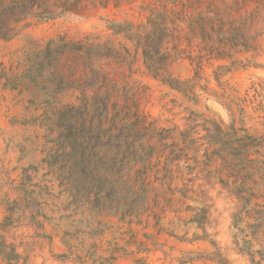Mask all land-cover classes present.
Masks as SVG:
<instances>
[{"label":"rangeland","instance_id":"obj_1","mask_svg":"<svg viewBox=\"0 0 264 264\" xmlns=\"http://www.w3.org/2000/svg\"><path fill=\"white\" fill-rule=\"evenodd\" d=\"M238 195L242 243L264 0H0V264H251Z\"/></svg>","mask_w":264,"mask_h":264},{"label":"trees","instance_id":"obj_2","mask_svg":"<svg viewBox=\"0 0 264 264\" xmlns=\"http://www.w3.org/2000/svg\"><path fill=\"white\" fill-rule=\"evenodd\" d=\"M240 201H241V207L237 212L234 213L233 218V227L235 228V232L232 235L233 238V244L237 248L239 252L245 253L251 262V264H262L264 262V242L260 243L261 238L264 239V214L260 215L258 219L254 223L250 225V228L252 231L250 233H246L243 235V241L240 243L238 241V234L243 233L241 229L237 226V219L238 215L245 211L246 213L250 211L249 207V198L244 197L242 195H238ZM12 224L11 215H7L3 218V220L0 222V230H3L5 227L10 226ZM245 236H250L248 239L244 238ZM212 245H214L213 241L210 240ZM255 244H258L259 247L254 248ZM0 256L5 258L8 263L11 261H18L20 258L19 253L15 250L13 245H8L4 238L0 235ZM212 260H215L219 264H227V261L225 258H223L218 251H213L211 253ZM256 256L259 258L256 259Z\"/></svg>","mask_w":264,"mask_h":264}]
</instances>
